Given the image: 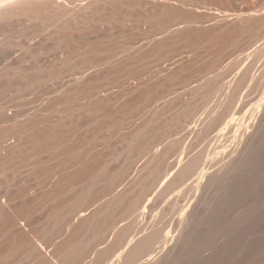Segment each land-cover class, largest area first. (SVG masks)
<instances>
[{
    "label": "rangeland",
    "instance_id": "374dc122",
    "mask_svg": "<svg viewBox=\"0 0 264 264\" xmlns=\"http://www.w3.org/2000/svg\"><path fill=\"white\" fill-rule=\"evenodd\" d=\"M263 36L264 0H0V264H106L120 230L185 204L142 264H264V110L234 144L211 122L259 98L264 56L238 80ZM205 143L236 147L210 170L231 165L199 192L173 177L141 214Z\"/></svg>",
    "mask_w": 264,
    "mask_h": 264
},
{
    "label": "bare ground",
    "instance_id": "6f19581e",
    "mask_svg": "<svg viewBox=\"0 0 264 264\" xmlns=\"http://www.w3.org/2000/svg\"><path fill=\"white\" fill-rule=\"evenodd\" d=\"M262 10H263L262 8L261 9H255V10L252 9L249 11L233 12L231 14H234L235 16L240 17L244 13L245 14L248 13V14L253 15V14L258 13L259 11L261 12ZM261 41L259 39L249 47V48L253 47V49L246 56H247V58L252 57L251 58L252 60L250 59V63L247 66H245L246 64L244 65L243 71H241V73H240L241 76L238 80L239 83H244V81L245 82L247 81L250 68L253 67V65L256 63V61L260 60L264 56V39ZM258 42H260V43H258ZM261 65L263 66V68L258 73L259 75H257L258 77H256L257 80L254 77V79L256 81H254V80L252 81V82H254L253 85L254 84L256 85V84H258L260 79H263V80H260V83L262 81L260 87L264 84V59H263ZM241 67H239V68H241ZM250 79H253V78L251 77ZM255 85L254 86L251 85V86L255 87ZM262 87H261L262 88L261 92L259 90V92H260L259 98H257V100L254 103H252L251 107L250 106L248 108L246 107L247 109L243 112V114L238 115L237 113L240 112L241 110L240 111L237 110L238 112L237 111L232 112L231 114L228 115L227 118H226V115L224 116V114H223L224 117L221 116L220 118L218 117V119L213 118V120L211 121L212 123L214 120H215V122L216 121L218 122L217 123L218 127L215 128V130H214L215 131V138H219V137L225 138L227 136V138L231 139L232 144H234L235 142L237 143L239 141V138L242 135H244L245 131H247L250 126H252V124L254 122L253 120L255 119L256 114H258L259 112L261 114L262 111L264 110V85ZM246 103H248V102H246ZM240 109H242V107ZM225 111H226V109L224 110V113H225ZM228 111H230V109L227 110L226 113ZM200 116H201V114H200ZM219 121H220V123H219ZM194 122L196 124V120ZM243 123H245L246 125H244L242 127ZM224 142H226V141H224ZM207 143H208V141H207ZM207 143H205V144H207ZM223 144L224 143H222V145ZM207 145H206V148L202 147L203 148L202 152H200L198 150L199 152H197L196 154H194L191 157H188V159H187V156L189 154L188 153L189 151H187V149H186L187 147L185 148L183 146L184 148H182L178 151V153L174 159L175 162H174L173 166L169 170H167L166 173H164L163 177L158 181L159 183L157 185L156 190L153 191L154 193H151L147 197L146 201L143 202L144 204L141 206V210H140L141 214H144L151 209L152 206L150 205V202L152 204L153 196L156 195L155 192L159 191L161 188L163 189V187H165V185H167V183H170V180H172V179L174 180V178L177 175H179L182 178V183L181 184L179 183L180 185H177L178 187L176 188V190L174 189L175 190L174 192H177V194H179V193L181 194V192H185V191L188 192V190H191V189L194 192L195 191L199 192L202 185H204V181L209 177V175L213 176V174H212L213 169L214 170L215 169L221 170L223 168L227 169L231 165V162L233 160L230 158L227 162L225 161L222 164H219L217 167L210 170L211 167L217 165L226 156H228L229 154L232 155L235 152L236 147L233 149L232 148L230 149V147H229L230 150L228 151L226 149L227 146L220 147L218 144L216 146L208 145L210 147H207ZM172 203L173 202H171V204H170L171 206H172ZM178 209H179V214L177 216L178 220L176 221L177 222L176 224L170 223L171 221L170 222L168 221L166 223L163 222V224H160V219H157V220H153V223H152L149 231L147 230L148 226H147V228H143V227L136 228L137 224L133 225L131 227V229H129L130 226H129V228L127 227L128 228L127 230L124 227L120 228V229L126 230V232L129 230V232H127V233L124 232L123 230L122 231L120 230L119 231L120 233H119L116 230L117 232H115V234L119 233V236H123V237L126 234V237L124 238L123 241H121L120 244L118 243V247L111 253L108 260L106 261V264H142V263H145L148 261H152V260H156V259L158 260V259H162V257H165V255L167 253H169L175 247L174 242L176 243L179 240V238L181 237V234L185 230L186 225H187L186 221L189 219L188 218L189 217V211H188L189 208L186 207V204L181 206V207H178ZM152 211H153V209H152ZM83 212L84 211L82 210L81 215L84 214ZM156 215L157 214H155V216ZM120 240H119V242H120ZM172 243L174 245H172ZM208 245H210V244L209 243L207 245L205 244V246L203 244V246L198 249V253L205 251V249H209ZM211 246H213V244ZM210 248H212V247H210ZM159 253H160V256L158 255ZM161 253L162 254L166 253V254H164V256H162Z\"/></svg>",
    "mask_w": 264,
    "mask_h": 264
}]
</instances>
